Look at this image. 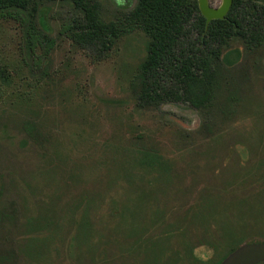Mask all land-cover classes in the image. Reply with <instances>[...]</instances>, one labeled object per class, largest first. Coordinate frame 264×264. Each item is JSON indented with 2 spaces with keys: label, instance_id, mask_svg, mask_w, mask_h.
<instances>
[{
  "label": "rangeland",
  "instance_id": "374dc122",
  "mask_svg": "<svg viewBox=\"0 0 264 264\" xmlns=\"http://www.w3.org/2000/svg\"><path fill=\"white\" fill-rule=\"evenodd\" d=\"M97 2L105 22L137 5ZM31 8L54 47L30 53L26 22L0 19V264H226L264 245V46L245 53L234 38L224 49L210 109L143 108L141 29L126 25L99 54L71 40L74 4ZM134 150L162 165L143 170ZM221 224L242 242L230 247Z\"/></svg>",
  "mask_w": 264,
  "mask_h": 264
},
{
  "label": "trees",
  "instance_id": "16d2710c",
  "mask_svg": "<svg viewBox=\"0 0 264 264\" xmlns=\"http://www.w3.org/2000/svg\"><path fill=\"white\" fill-rule=\"evenodd\" d=\"M31 1L0 0V19L11 15L26 22L24 37L30 53L37 47L55 45L54 39L38 30ZM63 1L71 2L82 13L80 20L66 27L77 45L108 53L114 40L130 29L126 25L141 29L150 38L134 84L143 108L171 102L187 103L199 111L210 109L223 73L229 71L221 60L224 49L234 38L242 40L245 53L264 46V0H233L224 18L210 22L200 11L198 0H137L126 19L118 22L101 19L97 0ZM236 101L232 94L228 103ZM131 156L143 170L162 165L152 151L134 150ZM221 225L230 247L242 242L243 235Z\"/></svg>",
  "mask_w": 264,
  "mask_h": 264
},
{
  "label": "water",
  "instance_id": "95a60500",
  "mask_svg": "<svg viewBox=\"0 0 264 264\" xmlns=\"http://www.w3.org/2000/svg\"><path fill=\"white\" fill-rule=\"evenodd\" d=\"M200 1V8L202 14L207 18V21L210 22L214 19H222L229 12L233 0H227L225 5L221 9H211L207 7L205 0ZM264 259V245L248 247L244 250H241L231 256L226 264H252L257 261Z\"/></svg>",
  "mask_w": 264,
  "mask_h": 264
}]
</instances>
